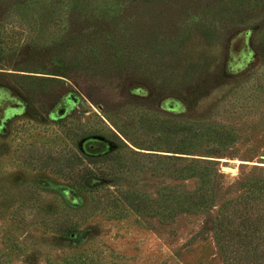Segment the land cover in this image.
Segmentation results:
<instances>
[{
    "label": "rangeland",
    "instance_id": "374dc122",
    "mask_svg": "<svg viewBox=\"0 0 264 264\" xmlns=\"http://www.w3.org/2000/svg\"><path fill=\"white\" fill-rule=\"evenodd\" d=\"M259 182L264 0H0V264H264Z\"/></svg>",
    "mask_w": 264,
    "mask_h": 264
},
{
    "label": "trees",
    "instance_id": "16d2710c",
    "mask_svg": "<svg viewBox=\"0 0 264 264\" xmlns=\"http://www.w3.org/2000/svg\"><path fill=\"white\" fill-rule=\"evenodd\" d=\"M79 165H83V159L77 157L76 158ZM90 163L94 164L92 159H89ZM78 165L77 163H73L71 166L66 165L65 169H61V172L65 176L72 175V167ZM68 168V169H67ZM67 169V170H66ZM86 178H90V176H95L92 170L86 169ZM85 176L82 179L85 182ZM252 188L247 192V194H243L238 198L229 201L226 203L228 209L226 211L225 205L222 206L219 211V230L222 234L228 233L230 238L232 239L233 246L236 248L238 246H244L248 249H251L252 254L257 253L260 248V241L264 240V182L253 183ZM87 186V183L84 184ZM249 205V208L247 206ZM246 207L247 210H243V207ZM263 208V209H261ZM244 219L249 221L250 225L245 226L244 222L241 221L239 224H235L237 220ZM45 226L51 227L58 223H47L42 222ZM58 226V225H57ZM58 232L62 235H70V232H73V229L70 227L60 226ZM241 234H246L249 237V243L241 241ZM257 238V239H256ZM257 240V241H256ZM219 245V251L222 256L225 258V246L221 242ZM258 247V248H257ZM225 251V252H224ZM249 255L251 253L248 250H245ZM228 258V257H227ZM229 259V258H228ZM233 256L231 255V258ZM251 262V261H250ZM235 263V262H232ZM238 264V263H235Z\"/></svg>",
    "mask_w": 264,
    "mask_h": 264
}]
</instances>
